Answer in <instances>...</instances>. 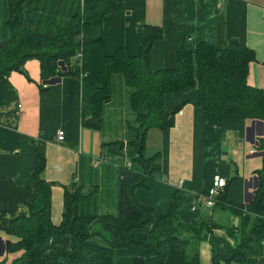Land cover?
Masks as SVG:
<instances>
[{
  "label": "crops",
  "instance_id": "obj_1",
  "mask_svg": "<svg viewBox=\"0 0 264 264\" xmlns=\"http://www.w3.org/2000/svg\"><path fill=\"white\" fill-rule=\"evenodd\" d=\"M85 0H28L23 26L30 31L56 35L72 17L83 11ZM9 0H0V41L10 36ZM164 27L166 36L153 45L150 67L153 71L176 69L178 51L194 50L200 43L218 49L237 40L255 53L249 64L247 83L264 89V0H112L103 22L82 31V43L102 39L103 52L112 55L123 48L130 56L142 47V28ZM54 72L43 69L37 59L27 61L23 71H13L0 81V226L7 228L18 218L30 215L34 200L33 174L38 154L45 157L40 177L51 187L48 215L60 225L66 210V195H82L75 212L79 216L117 213L119 170L135 157L133 126L136 114L131 108L132 90L122 75L112 78V98L101 112L99 129L86 126L95 108L96 87L82 89L81 53L70 49L63 60L53 64ZM167 129H151L145 137L144 156L159 154L160 169L135 191L138 201L154 211V222L169 214L175 196L182 222L211 220L224 228L213 235L232 246L251 235L256 216L234 214L230 206L250 204L264 170V121L242 116L206 113L199 105L198 89L188 88L168 94L164 101ZM60 130L65 140L57 142ZM227 180L228 207L206 208L197 199L207 195L213 178ZM86 197V198H85ZM153 222V224H154ZM226 228H235L231 237ZM177 235L190 245L172 244L166 264H213L209 239L194 246L195 237L187 229ZM18 238L0 230V261L11 264L22 252H8L7 242ZM104 244L103 241H99ZM61 245L69 248L70 235ZM117 264H158L145 257L141 247L120 249ZM264 264V242L255 245L243 263Z\"/></svg>",
  "mask_w": 264,
  "mask_h": 264
},
{
  "label": "trees",
  "instance_id": "obj_2",
  "mask_svg": "<svg viewBox=\"0 0 264 264\" xmlns=\"http://www.w3.org/2000/svg\"><path fill=\"white\" fill-rule=\"evenodd\" d=\"M27 1L9 0L10 36L0 41V81L6 82L13 71H23L24 64L33 59L39 60L43 69L54 72V62L65 59L68 50L80 52L83 92L96 87L92 97L95 113L92 118L84 119L85 125L100 128L102 108L112 98V78L116 74L122 75L132 90L130 102L136 114L133 130L137 134L133 147L137 154L130 167L119 170L115 215L79 216L75 206L84 197L67 194L66 210L60 225L53 224L48 215L51 187L40 177L46 160L38 154L30 215L13 220L7 228L0 226L7 235L19 239L7 242L8 252H22L11 264H117V252L130 247H141L145 257H154L158 264H166L170 245H190L177 235L182 229L189 230L195 237L194 246L210 240L213 264L245 262L253 247L264 242V170L260 173V185L254 200L242 207L230 206L234 214L248 212L256 216L252 234L243 233L233 246L213 235L215 229L224 227L211 220L190 224L182 222L177 214V196L169 214L154 222V211L138 201L135 191L144 187L160 169L156 165L159 154L146 158L144 148L141 156L137 150L142 136L145 144L149 130L167 129L166 95L196 87L199 105L206 113L264 121V89L247 83L249 64L255 61V53L237 40H229L222 49L200 43L194 50L182 47L178 51L176 69L153 71L150 67L151 52L155 42L165 38L164 27L146 25L142 28V47L136 56H128L123 48L112 55H105L102 39L82 43L78 37L83 30L103 22L112 0H85L83 11L75 14L67 26L59 28L51 37L23 26ZM261 147L264 149V139ZM226 198L225 188L216 199L215 207H228ZM226 230L231 237H237L235 228ZM67 234L71 238L69 248L61 245ZM0 264L7 263L0 261Z\"/></svg>",
  "mask_w": 264,
  "mask_h": 264
},
{
  "label": "built area",
  "instance_id": "obj_3",
  "mask_svg": "<svg viewBox=\"0 0 264 264\" xmlns=\"http://www.w3.org/2000/svg\"><path fill=\"white\" fill-rule=\"evenodd\" d=\"M65 140V132L60 130L57 134V142L62 143ZM130 167V164H128ZM227 187V180L221 176H215L211 187L208 190L207 195L197 199L206 208H214L216 205V199L224 192Z\"/></svg>",
  "mask_w": 264,
  "mask_h": 264
},
{
  "label": "water",
  "instance_id": "obj_4",
  "mask_svg": "<svg viewBox=\"0 0 264 264\" xmlns=\"http://www.w3.org/2000/svg\"><path fill=\"white\" fill-rule=\"evenodd\" d=\"M143 140H144V137L142 136V138H141V140H140V144H139L138 150H137V152H138L139 156H141V155H142V149H143Z\"/></svg>",
  "mask_w": 264,
  "mask_h": 264
}]
</instances>
